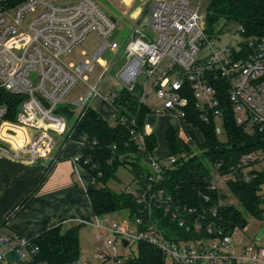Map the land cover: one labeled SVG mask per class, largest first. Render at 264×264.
Here are the masks:
<instances>
[{
  "label": "built area",
  "instance_id": "2783aa9c",
  "mask_svg": "<svg viewBox=\"0 0 264 264\" xmlns=\"http://www.w3.org/2000/svg\"><path fill=\"white\" fill-rule=\"evenodd\" d=\"M62 1L0 0V90L19 98L13 120L8 119L13 109L0 103V129L8 122L13 134L20 133L19 128L33 131L28 141L24 139L13 148L12 157L17 161L36 163L56 157L68 131L67 118L59 109L70 107L79 118L96 94L90 86L86 98L66 104L79 81H88L84 74L93 71L95 64H69L64 57L89 33L107 40L116 30L115 21L95 0ZM141 1L144 7H151L149 26L155 38L139 27L132 31L125 48L128 62L120 75L122 90L139 86L142 104L152 99L149 90H153L152 113L175 122L183 145L193 146L192 133L200 135L188 120L191 107L204 123L214 124L217 136L226 137L228 115L249 134L264 132V36L246 37L244 27L237 23L226 26L230 34L227 43L223 34L209 35L203 0L197 7H192L191 0ZM105 44L118 52L117 43ZM122 90L113 89L104 99L113 105ZM186 127L192 130L188 132ZM152 135L147 121L142 129L132 122V141L144 153L148 170L143 168L121 191L136 196L133 217L117 220L107 214L96 216L91 223L98 232L100 263L133 264L138 254L131 243L136 242L158 249L164 264H264V246L256 240L253 245H241L242 228L227 231L219 217L220 208L235 205L230 182H250L253 176L249 171L264 161V151L244 154L237 166L227 171L220 170V165L213 168L205 188L218 194L216 202L192 207L176 201L163 183L165 174L176 169L184 154L169 153L157 159L148 151L147 139ZM79 143L81 148L86 145L84 139ZM73 159L87 171L88 167L94 170L97 176L90 175L98 181L101 173L91 158L77 153ZM201 193L205 202H211L207 193ZM39 251L33 239L0 233V264H47L36 261ZM75 264L89 263L80 256Z\"/></svg>",
  "mask_w": 264,
  "mask_h": 264
},
{
  "label": "trees",
  "instance_id": "16d2710c",
  "mask_svg": "<svg viewBox=\"0 0 264 264\" xmlns=\"http://www.w3.org/2000/svg\"><path fill=\"white\" fill-rule=\"evenodd\" d=\"M206 30L211 36L221 33L229 23H237L244 27L246 37L264 36V0H206L204 4ZM223 33V32H222ZM142 89L136 86L133 90L124 89L113 101L116 116L113 124L105 120L98 112L88 107L79 118L74 117L70 107H61L59 112L69 119L74 118L65 143L85 140L86 145L75 154L81 153L97 164L101 173L98 181L105 185L100 189L88 192L93 212L96 216L113 215L126 212L133 217L137 211L136 196L125 192H116L107 184L116 177L121 167H126L135 176L144 170L140 163L144 153L137 150L132 141L131 128L135 121L136 127L142 129L150 110L140 102ZM18 97L0 90V103L7 104L16 112ZM189 119L198 128L199 137L192 133L193 146L183 145L178 139L177 130L168 122L165 137L169 153L184 154L178 161L176 169L165 174L164 187L173 198L192 207H209L216 202L218 194L205 188L207 176L213 168L220 165V170L227 171L237 166L240 158L247 153L264 151V132L247 133L239 126L232 115H228L225 125L226 141L222 142L214 130V124H206L200 120L194 108H190ZM94 142L96 143L95 145ZM148 151L157 145L154 135L147 139ZM116 146V149L113 147ZM194 147V148H193ZM52 165V164H51ZM51 165L32 191L5 217L4 221L28 200L35 190L47 178ZM88 172L97 176L89 167ZM264 183V172H255L250 182H230L229 187L234 198L244 210L258 219H263V195L261 186ZM207 193L211 202H205L203 193ZM221 225L231 231L235 227L245 228L246 220L235 206L220 208ZM81 224L65 227L62 223L55 224L51 229L33 239L40 251L37 262L47 264H75L81 256L80 231ZM169 234V232H168ZM182 236L186 234L180 231ZM138 258L133 264H164L162 253L146 243H139Z\"/></svg>",
  "mask_w": 264,
  "mask_h": 264
},
{
  "label": "crops",
  "instance_id": "0c3cea01",
  "mask_svg": "<svg viewBox=\"0 0 264 264\" xmlns=\"http://www.w3.org/2000/svg\"><path fill=\"white\" fill-rule=\"evenodd\" d=\"M135 2L143 5L141 0ZM135 2L120 0L122 5L127 4L123 15L137 22L135 27H139L143 12L141 6L134 7ZM112 19L115 21L114 18ZM113 89L122 90V83L119 88L110 87L104 91L95 88L96 94L89 100L91 104L89 107L108 122L114 119L115 108L104 97ZM98 98L103 105H94ZM9 124L6 122L0 129V233H15L35 239L58 223H62L65 227L81 224L83 227L94 228L91 223L96 219V215L88 192L103 188L105 185L95 180L85 168L74 161L73 156L81 148L80 143L69 141L64 145L60 155L53 159H41L36 163H30L26 159L17 161L12 157L13 148L24 139L28 141L33 131L19 128L20 133L17 131L13 134L9 131ZM10 138L14 139L10 140ZM50 165L51 170L44 182L8 220L4 221L5 217L37 185ZM124 179L126 184H130L134 175L131 173ZM107 186L119 193L123 188L118 183L114 185L108 183ZM96 234H98L97 230Z\"/></svg>",
  "mask_w": 264,
  "mask_h": 264
},
{
  "label": "rangeland",
  "instance_id": "374dc122",
  "mask_svg": "<svg viewBox=\"0 0 264 264\" xmlns=\"http://www.w3.org/2000/svg\"><path fill=\"white\" fill-rule=\"evenodd\" d=\"M206 0L202 2V8L204 10V4ZM56 2H64L62 0H56ZM69 1H66L67 3ZM100 9L109 17L115 19L116 30L114 33L106 40L100 37L97 33L91 32L89 33L85 39L74 49L73 53L67 57H64V60L69 64H79L84 61L93 62L95 67L93 71L87 72L84 76L87 78V82L79 81L78 85L75 87L74 91L69 95L66 103L72 104L79 97H87L89 94L90 86L95 87L97 90L104 91L108 90L110 87L119 88L121 85L122 79L120 78L121 72L123 70L124 65L128 62V56L126 53V45L131 37L133 28L137 25V22L130 20L128 17L124 16L127 4H121L120 0H95ZM199 4V0H191L192 7H197ZM141 6L143 16L141 18V22L139 24L140 30H142L147 36L152 39L155 38V35L152 29L149 26V20L151 16V7L149 4L144 7V5L135 2V6ZM223 32V33H222ZM219 34H223L222 38L224 42L230 41V34L225 26L223 31ZM236 40V38H234ZM117 43L119 46V50L117 53L111 51L109 48H105L106 42ZM149 94L152 97L151 100L144 102V105L147 106L150 110V114L148 115L146 121L151 124L153 134L157 139V145L153 149V154L157 159H160L169 154L168 142L165 137V132L167 129L168 122L172 125L175 122H170L165 119L164 116L154 115L152 101L155 97L154 91L149 90ZM94 105L101 106L103 105L100 102L99 98L95 101ZM13 115H10L9 120H13ZM68 131L62 138L61 144L58 149V153L56 157H58L61 150L64 147L65 139L67 134L69 133V129L74 122V118L69 119L68 117ZM114 119L110 120V123L113 124ZM220 124V123H219ZM187 131H191L190 127H186ZM3 136V134H2ZM199 137V135H197ZM192 138L194 139L193 135ZM220 141L225 142V135L218 136ZM14 138H10L12 140ZM195 143V140H194ZM194 148V147H193ZM140 165L142 169L148 170V165L145 162H141ZM264 172V161L254 167L249 173L254 176L255 172ZM131 175L130 171L126 167H121L116 177L111 180L109 183L114 185L118 183L120 186L124 187L126 184L123 179L128 178ZM121 180V181H120ZM125 180V179H124ZM127 185V184H126ZM261 194L263 195V203L261 205V209L263 210L264 217V183L261 186ZM237 209L240 210L242 215L246 220L245 228L239 230L241 235L238 240L241 245L250 246L254 244V240L257 241L258 244L264 246V219H258L254 215L247 213L242 205L236 200L235 205ZM113 218L117 220H121L128 217L126 212H120L112 215ZM96 230L94 228H90L87 226L82 227L80 231V243H81V256L89 263V264H101L99 259L97 258V250H96ZM120 251L123 253L125 249L122 245H119ZM131 248L135 251L136 254L139 252V247L136 242L131 243Z\"/></svg>",
  "mask_w": 264,
  "mask_h": 264
},
{
  "label": "bare ground",
  "instance_id": "6f19581e",
  "mask_svg": "<svg viewBox=\"0 0 264 264\" xmlns=\"http://www.w3.org/2000/svg\"><path fill=\"white\" fill-rule=\"evenodd\" d=\"M132 1V0H131Z\"/></svg>",
  "mask_w": 264,
  "mask_h": 264
}]
</instances>
